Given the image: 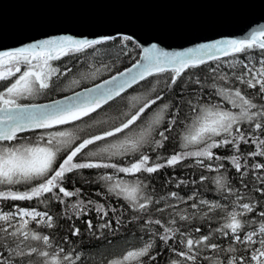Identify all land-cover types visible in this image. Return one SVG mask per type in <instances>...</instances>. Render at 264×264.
<instances>
[{
	"label": "snow or ice",
	"instance_id": "obj_1",
	"mask_svg": "<svg viewBox=\"0 0 264 264\" xmlns=\"http://www.w3.org/2000/svg\"><path fill=\"white\" fill-rule=\"evenodd\" d=\"M120 39L127 48L131 41L136 48L141 49V57L133 64L126 73H120L119 79L112 77L106 81L105 86L97 85L94 89H85L83 95L79 92L74 96L66 97L63 101L55 100L50 104H23L19 101L40 94L52 87L53 77H59L61 71L54 66L53 62L66 56L77 55L94 49L95 46L109 41ZM259 60H239L241 54L257 51ZM127 54V52H125ZM223 57H231L227 66L239 72L218 75L220 65L211 67L213 74V88L216 81H235L249 89L256 90V96L261 103H257L255 97L246 94L241 87L233 86L232 83L219 87L216 92L223 101L230 105L225 107L220 102H213L201 95L198 99H184L183 90L174 101L164 103L161 109L146 121L142 118L156 105L163 101L164 96L157 93L154 98L146 99L134 113L125 114L124 119L118 126L103 131L101 134L90 135L87 138L74 136L72 132L57 130L51 131L57 125H66L70 122L80 121L88 117L101 107V103L119 95L126 87L143 80L154 74L169 72L170 80L165 87L172 90L178 81L184 77L190 69L198 68L212 61H219ZM247 59V57H245ZM257 63L259 67H257ZM25 71L21 73V67ZM66 71H71L67 69ZM16 73H21L9 86L0 91V200L3 201H27L38 200L47 205L54 200L64 206L63 214L68 220L73 217L79 219L93 207V201L83 199V186L71 185L70 175L85 169H115V173L135 175L137 173H157L158 170L168 166H175L181 160L189 156L196 157L197 163L209 169L211 164H205L204 159L209 161H221L216 165V171L224 167L222 161L230 159L232 166L240 176V183L245 189L244 177L248 174L247 157H264V27L253 30L243 38L216 40L211 43H201L195 47H189L183 51H165L153 43L144 47L133 39V36L117 33L113 36L100 38H76L72 35H60L51 38L39 39L22 44L18 47L0 49V80H8ZM195 86L203 91V85L199 77H189ZM73 83H78L74 81ZM187 107L191 116L180 119L182 108ZM137 121H141L137 124ZM247 124L249 131H243ZM135 126V127H133ZM181 126V136L184 141L183 147L196 145L193 152L181 151L170 157L162 158L159 155L153 160L146 151L163 149L170 139L174 128ZM42 130L36 136L35 142L12 143L19 139V134L27 131ZM138 129V130H137ZM125 130H128L125 132ZM124 133L123 139L116 143L99 148L97 151L84 150L89 145H95L97 141H104L108 137H114ZM76 140H80L78 144ZM4 142H9L5 144ZM254 144L255 151L247 153V157L241 153V144ZM75 145V146H73ZM231 148L235 154L231 157L217 155L216 149ZM139 154L135 161L126 167L116 163L106 162L112 156H126ZM63 154V157L61 158ZM81 157V159H77ZM95 158V159H94ZM165 162L161 163L160 160ZM244 163H241V160ZM253 170L264 171V163L256 162L251 165ZM114 174L99 176L107 186V191L117 197H123L129 202L133 212H146L150 206L159 204L151 195L146 194L147 185L138 178L134 183L117 182ZM208 180L201 175L200 182ZM255 180L259 187L253 190L264 197V176L256 175ZM217 188L232 197L231 210L219 202H209L205 199L197 200L194 193L188 197L193 201L189 207L193 210L192 219L197 213H203L205 218L216 210L224 212L227 221L218 231L220 236L227 237L230 243L225 248L220 243L213 242L215 233L209 229L208 234H201L193 238L188 232H181L177 227L178 221H188L189 214L177 211L172 204H165L164 208L156 207L155 212L163 213L172 209V217L162 225L161 219H143L137 215L129 218L128 223L139 226L141 231L150 232L149 239L139 248L128 250L120 257L104 259L100 264H145V258L156 261L159 252L153 254L156 247L155 241L159 239L164 244L180 236V243L184 250L175 252L181 259H172L169 264H264V210L257 212L258 208L264 209V204L258 200L242 202L239 190H234L228 179L220 174L215 178ZM88 183V181H85ZM181 184L184 181L180 182ZM195 183V181H194ZM28 186L24 191H19L17 186ZM172 198H177L178 193H170ZM71 198H76L69 203ZM164 199V198H162ZM187 203V201H183ZM97 215L108 216L109 212L116 213V208H105L104 204L95 205ZM71 212V215H69ZM247 214H252L249 219ZM43 225L45 228L54 229L57 226V217L48 210L43 212L35 208L27 209L14 205L12 211L0 209V264H92L89 257L85 256L84 249L53 247V239L30 227L31 222ZM87 229L100 239L103 230L112 228V221L108 220L99 225L100 235L94 231L91 220L85 221ZM259 223L258 229H252V225ZM117 226L121 221H116ZM161 226L163 234L152 231V226ZM201 233L200 228L195 229ZM73 237L81 235L80 228L70 227ZM69 243L68 237L64 238ZM237 245L243 246V252H238ZM203 249H209L212 256L201 257ZM175 251V249H170ZM223 254V255H221Z\"/></svg>",
	"mask_w": 264,
	"mask_h": 264
},
{
	"label": "trees",
	"instance_id": "obj_2",
	"mask_svg": "<svg viewBox=\"0 0 264 264\" xmlns=\"http://www.w3.org/2000/svg\"><path fill=\"white\" fill-rule=\"evenodd\" d=\"M106 49L104 52L105 56H102L100 59L93 60L91 56L88 54L89 51L92 49L87 50L86 52L71 55L72 62L70 66H78L80 61L82 60V68L77 67L72 71L71 76V83L73 84L72 88H75L78 84L82 86L89 85L96 81H99L109 75L120 71L131 64H133L140 55V49L136 48L135 44L129 41L127 43V48L121 43L120 39L114 41H109L105 44ZM97 45L95 46H101ZM94 48V49H95ZM127 52V54H125ZM251 53H255L257 55L251 56ZM247 57V59H245ZM260 54L257 51L249 52L246 54H241L238 58L239 60H244L245 62L250 61V58H258ZM232 59L231 57L222 58L219 61H212L208 64L202 65L198 68L193 70H188L186 73L191 72L192 75L189 77H199L201 83L203 85V91L200 88L195 86L194 80L189 81L187 77H182L181 81H178L177 85L174 89L169 90L165 87V83L170 80L171 74L169 72L161 73V74H154L153 76H149L140 82V85L132 87L130 90L126 91L122 95L118 96L108 104H106L101 110H97L102 113L98 116L92 117L89 115L86 121L84 122H71L68 124L70 128V132L73 133L74 136H79L81 138H87L90 135L101 134L105 130H109L114 126H118L124 119H126L125 114L134 113L136 108H138L146 99L154 98L157 93H160L164 96L163 101H158L156 105H153L152 108L145 114L142 118L143 120H147L149 117L153 115V113L159 111L164 103H168L170 101H174L178 98V94L181 93V89L183 90L184 99H198L201 95L207 97L208 99L212 100L213 102H220L225 107H230L229 104L223 101L222 97L216 94L213 88V74L209 71V69L213 66L216 67V63H222L225 60ZM78 64V65H77ZM81 66V65H80ZM240 71L239 66L236 68ZM85 72V73H84ZM84 75L82 80H80L81 76ZM186 78V79H184ZM77 81L78 83H73ZM218 82V83H217ZM228 83H232L233 86L237 85L239 87L238 82L235 81H223L220 82L219 80L216 81L217 90L219 87L227 85ZM219 87H218V85ZM243 86V85H242ZM241 87V86H240ZM246 94L255 97L257 103H261L262 101L258 96H256V90L254 89H247L246 91L243 90ZM133 95H139L140 100L138 102L132 101ZM132 98V99H131ZM185 116H191L189 109L185 106L182 108V113L180 119L184 121ZM187 123V121H184ZM137 124H140L141 121H137ZM84 125L82 128V132L79 133V127ZM67 127V126H65ZM135 127V126H133ZM181 126H177L174 128L173 132L170 134L169 141L165 144L163 149H158L155 152L151 149H148L145 146V149L142 151H146L153 160L156 159V156L159 155L162 158L170 157L174 153H179L181 151L185 152H193L197 150L196 145H189L187 148L183 147L184 141L181 136ZM138 130V129H137ZM243 131H249L250 128L247 124L244 125ZM42 130L37 131V133L31 134H24L19 136L17 141H13L12 143H19V142H35L36 136ZM128 130H125L127 132ZM124 133H119L114 137H108L104 141H97L95 145H89L85 152L88 151H97L101 147H105L109 144L116 143L119 140L123 139ZM260 139H264V135L260 136ZM180 140L183 143L179 142ZM80 140H76L75 143L78 144ZM9 142H6L7 144ZM75 146V145H73ZM256 147L254 144H241V153L247 157V153L251 151H255ZM216 151L217 155L222 157H231L233 154V150L231 148H220L214 150ZM137 154H129L126 156L115 155L112 156L110 160L105 158L106 162L116 163L121 167L128 166L131 162L135 161L138 157ZM63 157V154L61 158ZM77 159H81L78 157ZM95 159V158H94ZM204 159L205 164H211L212 168L209 169L207 167L201 166L197 163V158L189 156L187 159L181 160L177 165L171 167H164L158 170L157 173H137L135 175L125 174V173H115V169H85L75 174L70 175V183L75 187L79 188L85 187L84 180L87 178L93 177L95 180L93 183H99V176L103 174H114V180L117 182L123 181L124 183H134L135 180L138 178L139 180L143 181L145 185H147L146 194L151 195L155 200H158L163 197L170 196V193L176 192L178 195L188 197L193 195L194 193L196 196H200L204 199H213L217 198L222 201L223 205L229 206L232 197H226V194L222 192L220 189L217 188L215 184V178L223 174L228 181L230 182L232 188L234 190H239L240 197L243 198L242 202H250L248 199L251 198L252 201L258 200L261 204H264V197L260 196L259 193H256L253 189L259 187V182L255 180L256 175L264 176V171L257 172L251 168V165L256 162L264 163V157H247V164H248V174L244 177V183L248 185V188L245 189L243 185L240 183V176L235 171L234 167L231 164L230 159H225L222 161L224 167L219 169V172L216 171V165L221 163V161H209L206 158ZM189 161H194L197 164L191 165ZM161 163H164L165 160L161 159ZM241 163H244V160H241ZM201 175L208 177V180L204 182H200ZM76 178H73V177ZM75 182V183H72ZM184 181V183H180ZM195 181V183H194ZM102 182V181H100ZM102 184V183H101ZM104 185V183L102 184ZM25 185L17 186L19 191H24L26 189ZM101 199L96 200L97 203L104 204L105 208H116L117 212L112 213L109 212L108 216L104 217L103 215H97L95 211L96 202L93 203V207L91 210L87 211L85 215H82L79 219L73 217L71 220H68L64 217L63 214V205L60 204V208L54 207V200L50 201L47 205L40 203L38 200H27V201H3L2 206L6 211L13 210L14 205H19L20 207L25 208H35L41 209L43 211L48 210L51 214L57 217V226L54 229L45 228L48 231V235H50L53 239V245L64 247L66 250H71L72 248H76L77 250L84 249L86 254H94L101 257V261L107 259L105 257L107 251L114 249L115 246H127V236L126 231L130 232L131 224L128 223V220L131 216L137 215L143 219L151 218L161 219L162 225L170 226L166 223L172 217L170 213L172 209H167L163 213L155 212V208L159 207L157 204H154L149 207L146 212H133L129 207V202L126 201L122 196L117 197L115 199L108 200L103 195ZM104 198V199H103ZM76 198H71L69 203L75 201ZM103 199V200H102ZM118 199V200H117ZM164 208V207H162ZM177 211H183L184 214H189L190 219L188 221H178L177 227L180 228L181 232H188L191 234L193 238H198L201 234H208L209 229H211L215 235L213 236V242L220 243L223 247H227L230 243L229 238L220 236L219 232L216 231L223 226L224 223L227 221L223 218V212L220 210H216L213 213H210V218H205L203 213H197L196 218L192 219L191 217V209L189 208H181L176 207ZM231 208V207H230ZM11 209V210H10ZM264 210L262 208H258L257 212ZM71 215V212H69ZM86 217L87 220H91L94 225V231L99 229V225L105 223L108 220L112 221V226L116 225L117 220H121L120 230L123 231V236L119 235L118 237H107L102 236V238L97 239L96 236H93L91 232L88 231L87 225L83 220V217ZM249 219L252 218V214H247ZM42 225L36 224L34 221L30 223L31 228H40ZM70 227H77L81 230V235L79 237H73L70 233ZM136 228V226H132ZM138 227V226H137ZM200 228L201 233H196L195 229ZM259 223L252 225L251 228H248V231L252 229H258ZM152 230L154 232H158L159 234H163V228L161 226H152ZM98 235V231H97ZM121 236V237H120ZM68 237L69 243H65L64 238ZM156 247L153 250V254L157 252L158 245L162 246V250L164 251L163 255L157 256L155 262L148 260L145 258V264H169V261L172 259H181L176 256L175 252L184 250V245L180 243V236L177 235L174 240H169L167 244H164L162 241L157 239L155 241ZM238 252L236 254H240L243 252V246L237 245ZM170 249H175V251H171ZM201 257L203 256H212L214 255L211 250L203 249L200 253ZM223 255V254H221ZM118 256V255H117ZM122 256V255H121ZM119 257V256H118ZM100 261V262H101ZM130 264H134V262H130ZM200 264H204L201 260Z\"/></svg>",
	"mask_w": 264,
	"mask_h": 264
},
{
	"label": "water",
	"instance_id": "obj_3",
	"mask_svg": "<svg viewBox=\"0 0 264 264\" xmlns=\"http://www.w3.org/2000/svg\"><path fill=\"white\" fill-rule=\"evenodd\" d=\"M261 27L264 0H0V49L60 35L93 39L121 33L144 47L155 43L165 51H183L201 43L243 38ZM133 64L55 100L105 86Z\"/></svg>",
	"mask_w": 264,
	"mask_h": 264
},
{
	"label": "bare ground",
	"instance_id": "obj_4",
	"mask_svg": "<svg viewBox=\"0 0 264 264\" xmlns=\"http://www.w3.org/2000/svg\"><path fill=\"white\" fill-rule=\"evenodd\" d=\"M254 55H257V54H255V53H251V56H254ZM68 60V59H67ZM65 61V63L63 64V65H67L68 63L70 64L71 62H72V60L70 59L69 60V62L68 61ZM71 65V64H70ZM78 65V64H77ZM81 65V66H80ZM72 68H77V67H82V60L80 61V63H79V65L78 66H71ZM238 71V70H237ZM118 72V71H117ZM116 72V73H117ZM239 72V71H238ZM115 74V73H114ZM113 75V74H112ZM232 75V74H231ZM110 76V75H109ZM109 76H107V77H109ZM107 77H105V78H107ZM105 78H103V79H105ZM212 78V77H211ZM68 80L66 79V78H62L61 77V79L60 80H57L55 83H54V85H55V87H54V89H53V92H57V91H59L61 88L60 87H62V88H64V86L68 83L67 82ZM218 81V80H217ZM218 83V82H217ZM138 85H140V83H137V84H134L132 87H134V86H138ZM218 85V84H217ZM235 86H237V85H235ZM241 86V88H242V90H247L248 88L247 87H245V86H242V85H239V87ZM218 87H219V85H218ZM214 91L215 92H217L218 90H217V88L215 89L214 88ZM133 97V99H132V101H134V102H138L139 100H140V96L139 95H133L132 96ZM180 132H182V129H181V131ZM179 142H181V143H183V141L182 140H180ZM190 162V164L191 165H195V164H197L196 162H194V161H189ZM73 178H76L75 176L73 177ZM95 179L93 178V177H91V178H87V180H84V185H85V187L83 188V196H82V198L83 199H87V200H91V201H93V203H95L96 202V205L97 204H100V203H97V201L96 200H99V199H101L103 196L101 195V193L104 195L105 194V197L106 198H108V200H112V199H115V195L114 194H112V193H110V192H108L107 191V186H106V184L104 183V182H100L99 181V183L98 182H96V183H93V181H94ZM85 181H88V183H85ZM76 182V181H75ZM75 182H73L72 181V183H75ZM104 183V185H102V184ZM78 187V186H77ZM191 196V195H190ZM197 198H199V199H204V198H202V197H200V196H197ZM104 199V198H103ZM102 199V200H103ZM118 200V199H117ZM207 200H209L210 202H219V203H222V201L221 200H219V199H217V198H213V199H207ZM54 202V204H53V206L54 207H57V208H60L61 206H60V204L59 203H57L56 201H53ZM223 204V203H222ZM228 207V209L230 208V205L229 206H227ZM62 209H64V207L62 208ZM11 210V209H10ZM37 211H41V212H43V210H41V209H36ZM51 214V213H50ZM103 214H100V216H102ZM223 215H224V212H223ZM83 220L84 221H86V217L84 216L83 217ZM121 222H122V219L120 220ZM133 225H131V226H129L130 227V232L127 230L126 231V235L125 236H127V238H126V240H127V246L125 247L124 245L123 246H115L114 247V249H112V250H109V251H107V253H106V255H105V257L107 258V259H111V258H114V257H120L123 253H125V252H127L128 251V249H133V248H135L136 246L137 247H141L142 245H143V243L145 242V241H147L148 239H149V236H150V232H146V231H141L140 230V228H139V226L137 227L136 226V228H134V227H132ZM135 226V225H134ZM120 226L118 227L117 226V224L115 225V226H112V228H111V230H109V229H105V230H103V236H107V237H118L119 235H121V236H123V231L122 230H120ZM36 230L37 231H41V232H43V234H45V235H48V231L47 230H45V228H44V226L42 225L40 228H36ZM153 231V230H152ZM154 232V231H153ZM98 235H100V233H99V231H98ZM120 236V237H121ZM102 238V237H101ZM53 247H55L54 245H53ZM162 246H159L158 245V248H157V252H159L161 255H163L164 254V251L162 250ZM84 254H85V256H86V253L84 252ZM118 255V256H117ZM93 264H98L97 263V261L95 260V262L93 263Z\"/></svg>",
	"mask_w": 264,
	"mask_h": 264
},
{
	"label": "flooded vegetation",
	"instance_id": "obj_5",
	"mask_svg": "<svg viewBox=\"0 0 264 264\" xmlns=\"http://www.w3.org/2000/svg\"><path fill=\"white\" fill-rule=\"evenodd\" d=\"M70 59H71L70 56H66V57H63L60 60H57V61L53 62L54 66L58 67L62 74L59 75L58 78L57 77H53V82H52V87L51 88L42 91L38 95L22 99L19 102L23 103V104H33V103H40V102L50 101V100H53V99H57V98L63 97L65 95L69 94V93H72V92L80 89L82 87L81 84H78L75 88H72L73 84L71 83V76H72V71L75 68H72L69 63L67 65H63L66 60L69 62ZM80 68H82V67H80ZM67 69H71V71H66ZM23 71H25V68L22 66L21 67V73ZM80 76H81L80 80H82L83 77H85L82 74ZM61 77L62 78H66L68 80L67 81L68 83L64 86V88L60 87L61 89L59 91L53 92V89L55 87L54 83L57 80H60ZM11 79H12V77L10 79H8V80H0V91H2L9 84V81ZM105 105L101 106L97 110H99V109L101 110V108H103ZM97 110L95 112L90 113V115L92 117H95V116H98V115L102 114V113H100V114L97 113V112L100 111V110L99 111H97ZM88 117H84V118H82V120H80L78 122H84V121L87 120ZM65 126H67V127H65ZM81 126H84V125L82 124ZM57 130L70 132V128L68 127V124H66V125H57L53 129H51V131H57ZM37 131H39V129L34 130V131H27V132H24V133H20L19 136L24 135V134L37 133ZM81 132H82V127L79 130V133H81Z\"/></svg>",
	"mask_w": 264,
	"mask_h": 264
},
{
	"label": "rangeland",
	"instance_id": "obj_6",
	"mask_svg": "<svg viewBox=\"0 0 264 264\" xmlns=\"http://www.w3.org/2000/svg\"><path fill=\"white\" fill-rule=\"evenodd\" d=\"M105 49H106V47H105V45H101V46H98V47H96L95 49H92L91 51H89L88 52V54L91 56V58L93 59V60H96V59H100L102 56H105L104 55V52L103 51H105ZM259 58L260 57H258V58H250L249 60H251V61H256V60H259ZM239 59V58H238ZM229 60H231V59H228V60H225L224 62H222V63H216V65L217 64H219L220 65V69L218 70V75H223V74H227L228 76H231V74L235 71V72H238L237 71V69H232V68H229L228 66H227V61H229ZM257 67H259V64L257 63V65H256ZM213 67H215V66H213ZM191 70H193V69H191ZM192 72V71H191ZM191 72H189V73H186V75H185V77H189V76H191L192 75V73ZM21 73H16L15 74V76H12V79L9 81V84L7 85V86H9L15 79H17L18 77H19V75H20ZM184 79H186V78H184ZM225 81H227V80H225ZM6 86V87H7ZM4 90V89H3ZM2 90V91H3ZM82 128H84V129H86L84 126H81ZM81 127H79V129L81 128ZM114 178V177H113ZM189 197V196H188ZM188 197H185V196H181V195H178V197L177 198H172L171 196H168V197H163L164 199H162V198H160V199H158L159 201H160V203L159 204H157V206H159V207H165V204L167 203V204H172V205H174V206H176V207H181V208H189V210L191 209L190 207H189V205L193 202V201H191V200H188ZM197 200H199V198H197ZM205 200H207V199H205ZM183 201H187V203H184ZM209 201V200H208ZM2 202H3V200H0V209H3L4 211H6L5 209H4V207L2 206ZM210 202V201H209ZM220 204H222V203H220ZM223 205V204H222ZM22 208H25V207H22ZM27 209H32V208H27ZM228 210H231V208H229ZM12 211V210H11ZM191 212H193V210L191 209ZM135 248H139V247H135ZM134 249V248H133ZM128 250H131V249H128ZM124 254V253H123ZM122 254V255H123ZM86 256L87 257H89L90 259H91V261H92V264L95 262V260L97 261V263L98 264H100V261H101V257H99V256H97V255H94V254H92V253H90V254H86Z\"/></svg>",
	"mask_w": 264,
	"mask_h": 264
}]
</instances>
